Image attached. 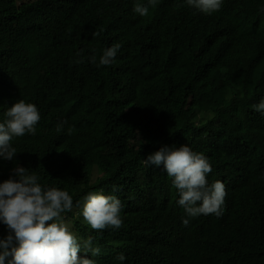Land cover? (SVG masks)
Returning a JSON list of instances; mask_svg holds the SVG:
<instances>
[{
	"label": "trees",
	"instance_id": "trees-1",
	"mask_svg": "<svg viewBox=\"0 0 264 264\" xmlns=\"http://www.w3.org/2000/svg\"><path fill=\"white\" fill-rule=\"evenodd\" d=\"M62 1L87 8L94 34H114L116 20L87 0ZM238 1L252 12L259 9L258 0ZM16 2L0 0V119L23 99L37 106L41 120L35 136L13 141L15 161L0 160V181L18 163L42 185L68 191L74 203L89 192L118 196V230L91 229L78 209L64 214L70 230L91 235L101 248L97 264H118L114 258L121 252L125 264H264V119L247 117L253 97L264 93V43L239 40L227 60L209 70L198 63V39L182 28L169 40L132 37L111 66L96 68L88 61L92 50L99 55L111 44L91 39L83 22L72 23L78 19L47 12V0L21 7ZM187 8L183 12L192 13ZM127 13L126 27L132 28L127 18L137 27L139 17ZM204 26L210 32V23ZM81 50L84 63L76 65ZM245 56L260 66L256 79L227 74ZM243 82L240 102L227 97ZM206 133L201 149L212 166L207 179L225 186L223 214L201 215L184 226L171 179L142 161L162 145L197 149ZM5 235L0 225V237Z\"/></svg>",
	"mask_w": 264,
	"mask_h": 264
},
{
	"label": "clouds",
	"instance_id": "clouds-1",
	"mask_svg": "<svg viewBox=\"0 0 264 264\" xmlns=\"http://www.w3.org/2000/svg\"><path fill=\"white\" fill-rule=\"evenodd\" d=\"M33 1L17 0L16 3L21 7L23 3ZM258 1V11L252 12L238 0H87L89 6L95 7L105 18L116 20L112 23L114 34L100 36L94 34L93 26L88 23L87 8L72 7L62 0H47L46 10L53 13L59 10L68 19H78L72 23L83 22L93 36L91 39L111 44L99 55L92 50L88 61L96 68L111 66L118 51L130 46L132 37L143 40L153 36L169 40L175 38L178 29L184 28L190 32L188 36L198 39L202 48L198 63L212 70L227 60L228 49L239 40L264 43V0ZM184 6L192 13L183 12ZM127 12L139 17L137 27L129 18L132 28L126 27L122 18ZM33 17L40 30L43 22L40 23L36 8ZM209 23L210 32L204 26ZM73 63H84L83 50L75 54ZM259 69L256 60L245 56L240 57L237 66L227 74L256 79ZM244 87V82L230 87L227 97L240 102L245 97ZM255 97L247 116L252 122L264 119V93ZM240 109L236 108L235 118ZM40 120L41 114L34 103L19 99L7 107L0 119V160L15 161L17 148L13 141L25 135L35 136ZM62 127L63 124L58 125L57 131ZM68 131L70 134L71 128ZM206 139H209L207 133L197 149L187 144L162 145L142 161L146 167L161 169L171 179L178 194L176 203L185 213L184 226L201 215L220 217L223 214L225 186L219 180L209 183L207 179L212 166L201 149ZM118 191L114 185L113 193ZM73 209H78L87 225L97 232L118 230L123 223L122 202L115 194L89 192L74 203L68 191L42 185L37 174L16 163L8 179L0 181V225L6 229V235L0 237V264H97L95 257L101 254V248L94 244V238L91 235L81 238L64 223V214ZM114 259L118 264H125L127 257L121 252Z\"/></svg>",
	"mask_w": 264,
	"mask_h": 264
},
{
	"label": "rangeland",
	"instance_id": "rangeland-1",
	"mask_svg": "<svg viewBox=\"0 0 264 264\" xmlns=\"http://www.w3.org/2000/svg\"><path fill=\"white\" fill-rule=\"evenodd\" d=\"M68 226V225H67Z\"/></svg>",
	"mask_w": 264,
	"mask_h": 264
}]
</instances>
